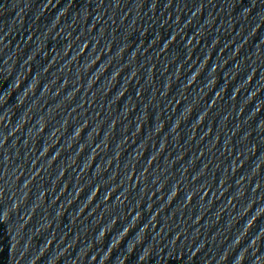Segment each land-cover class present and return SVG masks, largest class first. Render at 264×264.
Wrapping results in <instances>:
<instances>
[{
  "label": "water",
  "instance_id": "95a60500",
  "mask_svg": "<svg viewBox=\"0 0 264 264\" xmlns=\"http://www.w3.org/2000/svg\"><path fill=\"white\" fill-rule=\"evenodd\" d=\"M172 264H264V0H49Z\"/></svg>",
  "mask_w": 264,
  "mask_h": 264
}]
</instances>
